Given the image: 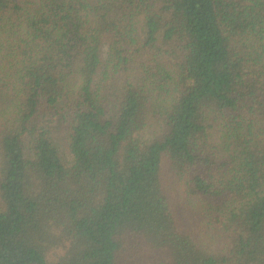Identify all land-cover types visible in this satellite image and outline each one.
Returning <instances> with one entry per match:
<instances>
[{"label": "trees", "instance_id": "obj_1", "mask_svg": "<svg viewBox=\"0 0 264 264\" xmlns=\"http://www.w3.org/2000/svg\"><path fill=\"white\" fill-rule=\"evenodd\" d=\"M0 264H264V0H0Z\"/></svg>", "mask_w": 264, "mask_h": 264}, {"label": "rangeland", "instance_id": "obj_2", "mask_svg": "<svg viewBox=\"0 0 264 264\" xmlns=\"http://www.w3.org/2000/svg\"><path fill=\"white\" fill-rule=\"evenodd\" d=\"M107 43H105L103 45V50H102V55L105 58L107 56ZM56 139L59 143L60 146V150L62 153L63 158L68 159L69 154H68V149H67V137L66 134L61 132L58 135H56ZM166 168V167H164ZM163 180L166 181V174H163ZM186 214L184 212H182V216H181V220L180 222L184 225V226H188V220L186 219ZM61 250H56L54 251L52 254H50L48 257L50 260H55L57 258V256L59 255Z\"/></svg>", "mask_w": 264, "mask_h": 264}]
</instances>
